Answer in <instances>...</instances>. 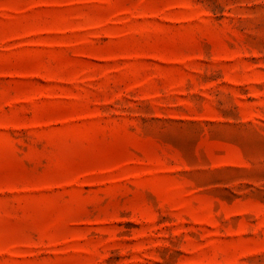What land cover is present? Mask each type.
I'll list each match as a JSON object with an SVG mask.
<instances>
[{
	"label": "rangeland",
	"instance_id": "obj_1",
	"mask_svg": "<svg viewBox=\"0 0 264 264\" xmlns=\"http://www.w3.org/2000/svg\"><path fill=\"white\" fill-rule=\"evenodd\" d=\"M0 264H264V0H0Z\"/></svg>",
	"mask_w": 264,
	"mask_h": 264
}]
</instances>
